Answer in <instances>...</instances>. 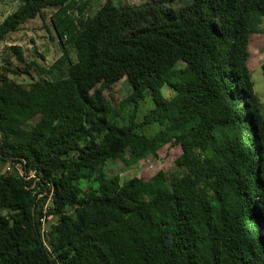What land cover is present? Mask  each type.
<instances>
[{"label": "trees", "instance_id": "16d2710c", "mask_svg": "<svg viewBox=\"0 0 264 264\" xmlns=\"http://www.w3.org/2000/svg\"><path fill=\"white\" fill-rule=\"evenodd\" d=\"M79 1L22 0L0 22L3 42L56 8L59 62L67 43L76 51L64 75L28 86L0 65V124H23L0 130V264H264V112L248 66L264 0H105L91 16ZM8 50L25 60L19 45ZM122 77L132 90L108 107L105 90ZM147 96L154 107L139 118ZM168 144L182 149V173L107 174ZM9 160L40 181L6 172ZM46 182L55 221L43 236Z\"/></svg>", "mask_w": 264, "mask_h": 264}, {"label": "rangeland", "instance_id": "374dc122", "mask_svg": "<svg viewBox=\"0 0 264 264\" xmlns=\"http://www.w3.org/2000/svg\"><path fill=\"white\" fill-rule=\"evenodd\" d=\"M105 0H80L78 8L83 6L82 15H93L104 3ZM151 0H113L117 5H138ZM190 0H172L171 5L178 7L185 5ZM22 0H0V22L7 15L14 12ZM75 10V15H80L79 9ZM56 8H47L44 10V19L38 16L35 19L28 20L23 24L19 31L11 33L6 40L0 42V65H8L10 68L18 69V75L7 74L10 78L29 85L34 79H57L61 74L64 75L69 61L76 59V51L67 43L66 48H69L67 60L59 62L63 56V46L55 32L51 18L55 13ZM19 45L25 60L20 61L17 57L8 50V46ZM250 57L248 66L251 70L252 81L254 83V91L258 96L262 111L264 112V73L262 65L264 64V18L260 25V32L254 33L250 37ZM26 68V69H24ZM27 70V71H26ZM6 72L0 69V76L3 77ZM132 88L127 81V77H122L112 87L105 90L108 107L116 105L119 101L130 94ZM163 95L170 97L173 95V90L165 85L161 89ZM154 107V102L150 96L141 103L138 116L142 118L144 113ZM130 113V107H127L121 117L118 119L120 124L127 121ZM159 125L155 124L150 129L152 135L159 130ZM23 131V124L16 118H8L0 124V130H5L12 135L14 130ZM16 134V133H14ZM182 149L178 145L168 144L163 147L158 155H150L138 164L125 168L119 161L110 163L107 166V174L109 176L118 175L120 183L128 181L133 176L150 178L159 170H164L168 176L173 173H182L183 170L175 165L176 159L181 155ZM84 183H86L84 181ZM55 221L54 217L46 219V226H49Z\"/></svg>", "mask_w": 264, "mask_h": 264}, {"label": "built area", "instance_id": "2783aa9c", "mask_svg": "<svg viewBox=\"0 0 264 264\" xmlns=\"http://www.w3.org/2000/svg\"><path fill=\"white\" fill-rule=\"evenodd\" d=\"M6 172L13 173L17 175L19 178L23 180H30L34 179V185L36 182L40 181V178L37 177L36 172L34 170H29L25 167V161L24 160H9V162L6 165ZM46 185L49 187V189H45L44 191L38 192V197L42 198L45 195L47 196L46 203L43 206V216L39 219L40 221V232L44 236L45 232L48 230L49 226H46V213L49 209V206L52 202V195H53V187L50 182H46ZM45 188V186L43 185ZM39 190V189H38Z\"/></svg>", "mask_w": 264, "mask_h": 264}]
</instances>
